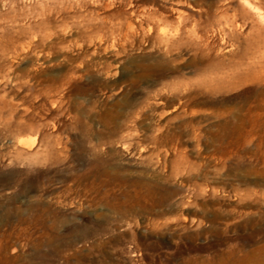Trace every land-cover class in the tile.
<instances>
[{
	"label": "rangeland",
	"instance_id": "1",
	"mask_svg": "<svg viewBox=\"0 0 264 264\" xmlns=\"http://www.w3.org/2000/svg\"><path fill=\"white\" fill-rule=\"evenodd\" d=\"M262 68L264 0H0V264H264Z\"/></svg>",
	"mask_w": 264,
	"mask_h": 264
},
{
	"label": "bare ground",
	"instance_id": "2",
	"mask_svg": "<svg viewBox=\"0 0 264 264\" xmlns=\"http://www.w3.org/2000/svg\"><path fill=\"white\" fill-rule=\"evenodd\" d=\"M261 66H263V65H261ZM250 67V66H249ZM246 69H248V68H246ZM262 69H264V68H262ZM253 70V69H252ZM264 71V70H263ZM253 72V71H252ZM254 73V72H253ZM254 75V74H253ZM256 75L257 74H255V77H256ZM259 76V75H258ZM258 76H257V79H258ZM254 79H256V78H254ZM255 119V118H254ZM230 123V122H229ZM224 125V124H223ZM224 129V128H223ZM254 253V252H253Z\"/></svg>",
	"mask_w": 264,
	"mask_h": 264
}]
</instances>
